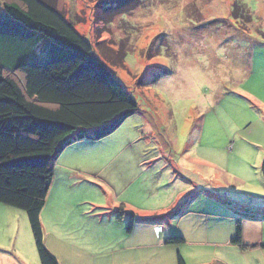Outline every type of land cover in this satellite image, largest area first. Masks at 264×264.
<instances>
[{
    "label": "rangeland",
    "instance_id": "374dc122",
    "mask_svg": "<svg viewBox=\"0 0 264 264\" xmlns=\"http://www.w3.org/2000/svg\"><path fill=\"white\" fill-rule=\"evenodd\" d=\"M54 2L138 110L55 159L57 191L41 214L46 248L59 264H176L178 252L197 264L217 250L221 264H264V248L239 254L223 242H188L161 251L149 232L126 239L121 231L129 213L171 220L175 209L158 207L177 193L168 183L173 165L218 195L222 204L208 208L217 220L199 221L224 229V242L238 218L253 216L261 228L250 233L264 238V0ZM191 232L183 229L184 239L206 242ZM0 264H40L26 214L2 204Z\"/></svg>",
    "mask_w": 264,
    "mask_h": 264
},
{
    "label": "trees",
    "instance_id": "16d2710c",
    "mask_svg": "<svg viewBox=\"0 0 264 264\" xmlns=\"http://www.w3.org/2000/svg\"><path fill=\"white\" fill-rule=\"evenodd\" d=\"M5 1L0 0V204L26 214L40 264H59L45 246L41 222L56 177L54 161L77 139L111 134L138 104L54 0ZM180 213L177 208L170 217ZM127 220L128 232L155 221L134 213ZM242 221L237 219L230 242L244 248ZM164 243L179 246L184 240L175 235ZM177 264H185L180 254Z\"/></svg>",
    "mask_w": 264,
    "mask_h": 264
},
{
    "label": "crops",
    "instance_id": "0c3cea01",
    "mask_svg": "<svg viewBox=\"0 0 264 264\" xmlns=\"http://www.w3.org/2000/svg\"><path fill=\"white\" fill-rule=\"evenodd\" d=\"M210 166H212V165H210ZM183 172H186V171H183V168H180V167L175 168V166H173V165L170 166V168L167 171V173L169 174L168 183H170V185H173V186L177 185L178 190H177V193L175 194L174 198H172L169 202L165 201L166 203H163L160 207H158V214L164 213V212L171 210L173 208L174 209L180 208L181 213L175 218H170L171 220H169V221L165 220L166 218L162 219L160 221V219H158L157 216H150L148 218H154L155 221L152 223H148V224H152V226L149 228H140L141 227L140 225L143 223L135 225L131 232H128L126 228H125V230L122 228L121 231L123 234L125 233L124 236L126 239L129 238L131 235H133L135 237H140L141 235L144 236L145 232H149L151 234L152 239L154 241H156L155 248L161 249V251H162V249H166V250L170 249V248H168V246H170V245H165L164 240L166 238H170V237H173L175 235H179L181 238H183L184 243L190 242L193 245H197L199 247H202L201 245H219L220 242H223L224 244H227L228 246H230L233 249V251H238L239 254L245 253L247 250L253 251V250L264 248V244H262V240L264 238L260 237L259 235H256V234L253 235L250 233L252 229H256L258 231V229L260 230V228H261V226L259 224H257L258 222H255L254 219L252 221L244 220V221H242L243 224L241 223L242 245L244 248L238 247L236 245H232L230 242L231 239L234 237L236 231H235V233H233L234 235H232V236L229 235V236H231L230 240H227L224 242V240L227 238V236L224 237V235H223L224 229L219 228L215 225L206 226V224H208V223L205 224V223H202L201 221H199V220L208 219V218H212L213 220H217L216 215L214 213L208 211V208L211 205H214L215 203H220V205H221L222 202L220 201V199L217 198L218 195H215L212 193H211V195L204 194L205 192L200 189L198 184L195 185V183L185 179V176H183V174H182ZM71 177L72 176H69L68 180ZM55 179H56V177H55ZM206 186L208 187V185H206ZM211 187L212 188H209V190L213 189V190L219 191L221 189L219 187H215L214 184L211 185ZM54 190L57 191V188H55V180L53 181V184L49 190L47 200H46V204L48 202L50 195L53 193ZM185 200H187V201H185ZM209 201H212V203L208 206ZM197 203H199V204H197ZM46 204H45V206H46ZM202 216H204V217H202ZM183 219H186L189 221V224H187V226L190 225V226H188V229L186 228V226H184L183 221H182ZM196 223H198V224H196ZM144 225H145V223H144ZM156 228L160 229V231H161V233L158 235L156 234V231H155ZM183 229L185 230V232H186V230H189V233H192L191 231L195 232V230H196V232H201L203 235V239H205L206 242H204V241L202 242V240L187 241V239H184L185 237L182 234ZM209 230H212V231H209ZM243 230H245V232L247 234V236L245 235V237L243 235ZM249 233H250V235H248ZM210 238H211V240H212V238L213 239L215 238V239L213 240V242H211L209 240ZM207 240H209V241H207ZM138 243L142 244L144 242L139 240ZM172 247H171V249H172ZM178 254H179V252L177 253V255ZM177 255H176V264H177ZM203 255H204V259H202V262H199L197 264H218L220 262H226V261H223V260H226L225 259L226 258L225 253L221 252L220 250L215 251V253H213V256L208 254V253H205ZM227 264H230V263H227Z\"/></svg>",
    "mask_w": 264,
    "mask_h": 264
},
{
    "label": "snow or ice",
    "instance_id": "6c2138e0",
    "mask_svg": "<svg viewBox=\"0 0 264 264\" xmlns=\"http://www.w3.org/2000/svg\"><path fill=\"white\" fill-rule=\"evenodd\" d=\"M155 69H152V68H149V69H147L146 71L147 72H151V71H154Z\"/></svg>",
    "mask_w": 264,
    "mask_h": 264
},
{
    "label": "built area",
    "instance_id": "2783aa9c",
    "mask_svg": "<svg viewBox=\"0 0 264 264\" xmlns=\"http://www.w3.org/2000/svg\"><path fill=\"white\" fill-rule=\"evenodd\" d=\"M156 232L158 233V232H159V230H158V229H156Z\"/></svg>",
    "mask_w": 264,
    "mask_h": 264
}]
</instances>
